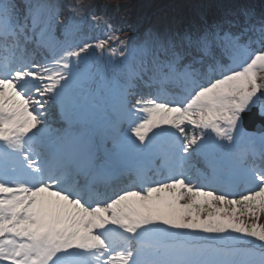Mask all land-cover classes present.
<instances>
[{"label": "snow or ice", "instance_id": "6c2138e0", "mask_svg": "<svg viewBox=\"0 0 264 264\" xmlns=\"http://www.w3.org/2000/svg\"><path fill=\"white\" fill-rule=\"evenodd\" d=\"M69 11L0 0V264H264V0Z\"/></svg>", "mask_w": 264, "mask_h": 264}, {"label": "rangeland", "instance_id": "374dc122", "mask_svg": "<svg viewBox=\"0 0 264 264\" xmlns=\"http://www.w3.org/2000/svg\"><path fill=\"white\" fill-rule=\"evenodd\" d=\"M67 1H69L70 3L75 1L78 5L76 7V10L82 16L90 17L91 15H96L102 20H106L111 23L114 28L121 29L118 34L122 38L124 36H128L130 40H136V35H134V32L137 28L136 20L138 16L148 14L143 11V8L140 7L134 0H55L54 4L59 7L61 3ZM165 1L166 0L157 1L158 5L160 6V10L158 12L166 10V8H161L163 5H165ZM178 2L176 11L183 4L184 0H178ZM150 12H152V10H150ZM59 13L60 16H62V13L60 11ZM72 15H74V13L70 12V16ZM105 32L106 29L103 27V25H101V27L99 28L95 27L90 22V19L85 20V22L82 24V35L89 41L105 38ZM193 163L201 164L203 166L202 161H200L199 158H194ZM260 222L264 223V217H261Z\"/></svg>", "mask_w": 264, "mask_h": 264}, {"label": "trees", "instance_id": "16d2710c", "mask_svg": "<svg viewBox=\"0 0 264 264\" xmlns=\"http://www.w3.org/2000/svg\"><path fill=\"white\" fill-rule=\"evenodd\" d=\"M134 1H136V2H137V1L139 2V1H140V2H142L146 7H150V6H153V5L155 4V2H157L158 0H157V1H154V2H152L153 0H134ZM176 1H177V0H166L165 3H168V2H169V3H173V4H174V3H176Z\"/></svg>", "mask_w": 264, "mask_h": 264}]
</instances>
